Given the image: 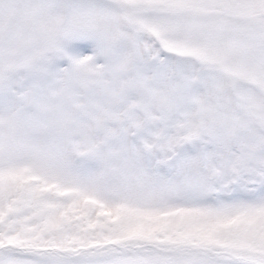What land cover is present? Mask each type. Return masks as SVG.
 <instances>
[{
	"label": "snow or ice",
	"instance_id": "1",
	"mask_svg": "<svg viewBox=\"0 0 264 264\" xmlns=\"http://www.w3.org/2000/svg\"><path fill=\"white\" fill-rule=\"evenodd\" d=\"M0 264H264V0H0Z\"/></svg>",
	"mask_w": 264,
	"mask_h": 264
}]
</instances>
